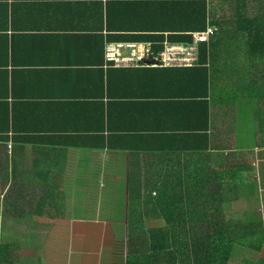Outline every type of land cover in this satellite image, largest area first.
<instances>
[{"label": "crops", "instance_id": "0c3cea01", "mask_svg": "<svg viewBox=\"0 0 264 264\" xmlns=\"http://www.w3.org/2000/svg\"><path fill=\"white\" fill-rule=\"evenodd\" d=\"M180 1L0 0V139H16L0 141V179L11 167L29 184L21 193L51 197L12 201L35 212L12 222L126 224L127 181L143 170L168 181L166 195L182 197L180 181H192L191 220L178 224H255L264 235L260 109L247 98L210 105L202 134L200 113L185 103L199 86L184 70L106 67L107 41L189 33L190 10L168 7ZM209 2L233 18L214 37L211 84L264 85V0ZM186 205L179 200L183 215ZM230 235L240 239L230 264L264 259V240L255 250L240 243L243 229Z\"/></svg>", "mask_w": 264, "mask_h": 264}, {"label": "trees", "instance_id": "16d2710c", "mask_svg": "<svg viewBox=\"0 0 264 264\" xmlns=\"http://www.w3.org/2000/svg\"><path fill=\"white\" fill-rule=\"evenodd\" d=\"M168 7L176 13L190 10L192 15L186 18V23L194 20L196 22H194L195 26L188 28L189 33L169 36L158 34L134 37L129 40L137 42L149 41L153 44V49L159 51L166 40L173 43L192 44L194 31L201 32L212 28L213 32L209 41L198 45L199 60L196 65L190 67H168L171 70H184L191 76V84L199 86L198 93L192 94L193 96L189 100H185V103L186 107H188L187 109L196 107L200 113L202 134H205L209 127L210 105L228 104L232 101L238 104L247 98L251 100L254 108L260 109L263 116L264 85L223 86L214 85L210 82L212 75L206 66H208V56L211 54L214 42H216L214 37H217L218 34H223V23L230 25L233 20L227 10L223 8L221 16L214 14L217 8H213L209 0L172 2L168 4ZM245 21L247 22V20ZM253 29H256L255 25ZM116 40L122 39L117 38ZM254 43L255 45L258 43L257 36L250 38V44L253 45ZM140 67L147 68L148 65L137 66V68ZM148 68L158 67L149 66ZM11 113L12 108L10 105ZM189 114L191 116L192 112H189ZM186 128L192 129L193 126L189 125ZM13 131L14 129L10 126L9 133ZM0 141L8 145L9 143L12 144V142L15 143L16 139L11 140L10 137H4ZM155 151L157 153L161 152L156 147ZM0 167H2L1 164ZM7 168L9 177L5 176L3 180L0 179L1 187L5 188L10 185L6 191L0 187V220L6 217L7 214L19 219L26 217L30 213H35L34 207H32L33 212L27 213L28 208L17 207L12 204V201L19 200L23 201V203L29 201L33 206L37 198L40 203L51 199L49 195H41L39 197L37 194L27 195L21 193L20 191L29 184L26 181H20L18 174L14 170L9 169L11 167L7 166ZM4 169L7 170L5 166ZM9 170L12 173V177H10ZM141 174H143L142 178H134L127 181L129 195L125 198L128 199V203L126 208H123L125 214L122 216L126 224H120V226L116 227L117 233L114 238L115 247L114 254L110 259L111 264H114V261L118 259L122 260V264H230L236 245L235 242L238 243L240 240L234 241L230 234L239 228L246 233V237L240 242L242 245L255 250L261 248L264 235L259 226L255 224H178L179 220L182 219L180 216H184L187 221L191 220L190 207L193 208L194 201L190 194H187V186H190L192 181H180V185L182 189H185V192L182 197H178L177 195H166V189L169 187L168 181L162 178H145L143 170ZM177 182L179 184V181ZM209 182L207 181V183ZM31 183L33 182L31 181ZM175 187L177 188L178 186ZM179 200L184 205L187 204L184 209V215L180 213L182 207L179 206ZM10 209L12 212L9 211ZM39 210L41 208H38ZM150 220H159L165 222V224L155 226V224H148ZM37 226L40 227L42 224H37ZM249 232L252 233L249 235ZM86 236L88 237V235ZM37 239L29 237L23 243H28L29 245L37 244ZM23 243L5 235L1 230L0 224V264H43L42 261H48L47 253L42 255L45 257L41 256L38 258L37 261L40 263L33 262L22 256L20 251ZM74 253L77 252L73 249L72 254L74 255ZM254 264H264V259Z\"/></svg>", "mask_w": 264, "mask_h": 264}, {"label": "rangeland", "instance_id": "374dc122", "mask_svg": "<svg viewBox=\"0 0 264 264\" xmlns=\"http://www.w3.org/2000/svg\"><path fill=\"white\" fill-rule=\"evenodd\" d=\"M12 220L8 214L0 220L5 235L20 243L29 237L38 238L37 244L23 243L22 248L20 246L22 256L33 262L40 263L38 258L47 253L48 261H42L43 264H111L116 227L120 224H42L38 227L37 224H29L30 221L28 224H16ZM73 249L77 252L74 255ZM114 264H122V260H115Z\"/></svg>", "mask_w": 264, "mask_h": 264}, {"label": "built area", "instance_id": "2783aa9c", "mask_svg": "<svg viewBox=\"0 0 264 264\" xmlns=\"http://www.w3.org/2000/svg\"><path fill=\"white\" fill-rule=\"evenodd\" d=\"M212 28L192 34L193 43H173L166 40L155 51L151 42L107 41L106 67L130 68L141 65L161 67H190L198 63V45L209 41Z\"/></svg>", "mask_w": 264, "mask_h": 264}]
</instances>
